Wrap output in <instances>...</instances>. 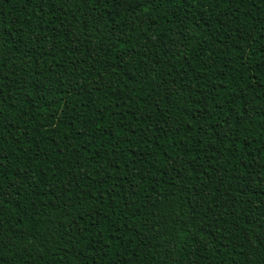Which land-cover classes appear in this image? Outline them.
<instances>
[{
    "label": "trees",
    "instance_id": "trees-1",
    "mask_svg": "<svg viewBox=\"0 0 264 264\" xmlns=\"http://www.w3.org/2000/svg\"><path fill=\"white\" fill-rule=\"evenodd\" d=\"M0 264H264V0H0Z\"/></svg>",
    "mask_w": 264,
    "mask_h": 264
}]
</instances>
